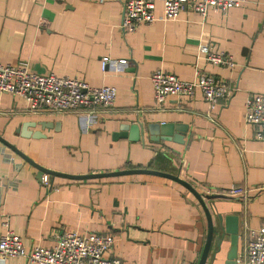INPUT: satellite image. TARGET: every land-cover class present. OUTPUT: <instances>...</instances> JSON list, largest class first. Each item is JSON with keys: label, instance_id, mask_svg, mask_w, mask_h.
<instances>
[{"label": "crops", "instance_id": "1", "mask_svg": "<svg viewBox=\"0 0 264 264\" xmlns=\"http://www.w3.org/2000/svg\"><path fill=\"white\" fill-rule=\"evenodd\" d=\"M123 14L124 0H0L2 62L118 91L111 108L66 113L34 112L23 97L0 93V232L8 219L27 249L53 247L65 232L112 233V252L124 264H198L207 236L202 205L171 178L44 173L47 185L9 143L61 173L150 169L180 177L204 197L213 220L205 264H242L228 262L229 234L218 246V215L238 218V257L247 229L264 226V139L244 120L248 94L264 93V0H245L226 13L211 8L206 16L185 9L172 20L161 19L164 3L158 1V19L134 32L123 30ZM201 44L231 55L234 66L207 61ZM104 57L112 60L106 70ZM157 69L189 81L199 69L232 91L213 108L198 89L158 106L151 80ZM138 122L144 140L119 136L125 124ZM153 123L185 127L174 130L182 142L151 141L146 127ZM26 124L39 137H23ZM236 185L248 189L247 200L223 194ZM0 264L34 263L15 256Z\"/></svg>", "mask_w": 264, "mask_h": 264}, {"label": "built area", "instance_id": "2", "mask_svg": "<svg viewBox=\"0 0 264 264\" xmlns=\"http://www.w3.org/2000/svg\"><path fill=\"white\" fill-rule=\"evenodd\" d=\"M158 1L164 3L161 19L172 20L185 9L202 16H206L211 8L226 13L231 8L239 7L245 0H124L123 30L134 32L142 25L155 22L158 19L155 14ZM198 51L215 65L232 67L235 64L231 55L212 51L207 44L199 45ZM111 62L109 57H104L103 69L106 70ZM119 63H125V60ZM151 80L158 106L164 105L170 97H190L198 89L209 107L213 108L220 100L227 99L232 91L225 81L199 69L191 81L180 79L163 69L155 70ZM0 93L23 97L34 112L66 113L111 108L118 91L115 86H92L84 80L55 73L40 75L25 66L0 60ZM244 120L254 128L257 139H264V93L248 94L244 102ZM42 180L48 185L49 175L45 174ZM223 194L244 201L249 198L248 189L238 185ZM2 225L6 231L0 232V258L24 256L34 264H124L123 259L112 252L116 242L112 233L65 232L59 235L53 247L27 249L23 238L10 229L8 219ZM236 260L242 264H264V226L247 229L244 252Z\"/></svg>", "mask_w": 264, "mask_h": 264}, {"label": "water", "instance_id": "3", "mask_svg": "<svg viewBox=\"0 0 264 264\" xmlns=\"http://www.w3.org/2000/svg\"><path fill=\"white\" fill-rule=\"evenodd\" d=\"M27 126L24 125L23 131H22V136L23 137H39V134H34L26 131L25 127ZM144 124L142 122L134 123V124H125L122 127V133H119V136L123 137H129L131 140H139L142 139L144 140ZM185 132L186 128L185 127H180L178 125H171V124H149L146 127V130L148 131L149 134V139L154 142H160V140L164 141H178L182 142V139L180 140V137L178 134H174V130ZM1 139V137H0ZM3 142L7 143L4 139H2ZM11 148H13L16 152L20 153L22 156H24L28 161H30L36 168L39 169V179H43V174L44 173H49L54 176H62L66 178H71V179H92V178H102V177H109V176H118V175H124V174H136V173H148V174H156V175H161L164 177L171 178L175 180L176 182L180 183L181 185L185 186L189 191H191L194 196L198 199L200 204L202 205L206 217H207V236H206V241L205 245L203 248L202 255L200 257L199 263L198 264H205L208 251L210 248V244L212 241V236H213V220L212 217L209 213L207 204L204 200V197L197 192V190L190 185L187 181L181 179L180 177L166 173V172H161L157 170H150V169H127V170H120V171H113V172H106V173H93V174H85V175H73V174H67V173H61L53 170H49L44 168L43 166L35 163L33 160H31L29 157H27L24 153H22L17 147L7 143ZM218 221H219V226H220V241L218 243V246L220 247V244L225 236V234H229L230 236V251L228 253L227 259L229 263H235L237 259V242H238V218L236 215H227L223 217L221 214L218 215Z\"/></svg>", "mask_w": 264, "mask_h": 264}]
</instances>
